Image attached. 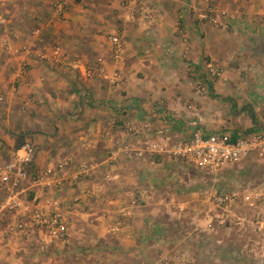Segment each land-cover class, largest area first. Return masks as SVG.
<instances>
[{
    "label": "crops",
    "instance_id": "1",
    "mask_svg": "<svg viewBox=\"0 0 264 264\" xmlns=\"http://www.w3.org/2000/svg\"><path fill=\"white\" fill-rule=\"evenodd\" d=\"M121 1L68 0L56 14L50 0H0V38L11 37L10 52L0 45V166L20 136L37 147L36 166L68 156L93 164L78 181L49 192L71 210L68 242L42 249L34 238L1 239L0 264H159L166 256L176 264H211L209 237L217 236L221 249L232 233L233 242L243 241L241 254L254 237L244 225L232 231L217 218L211 226L208 199L198 210L171 189V173L184 164L143 149L132 156L119 151L115 161L108 156L118 142L143 147L147 129L130 134L125 124L149 123L152 133L174 140L197 128L234 136L263 129L264 1L216 0L226 28L200 19L202 0H152L150 21L129 19ZM117 29L125 40L120 80L83 76L75 59L101 61L112 73L107 36ZM207 61L223 75L212 80L201 72L208 91L200 94L195 74ZM22 63L27 69L20 74ZM236 167L248 176L232 192L264 185L255 153L218 173ZM32 193L49 195L41 186ZM257 210L240 209L246 225ZM255 252L264 248L257 243Z\"/></svg>",
    "mask_w": 264,
    "mask_h": 264
},
{
    "label": "built area",
    "instance_id": "2",
    "mask_svg": "<svg viewBox=\"0 0 264 264\" xmlns=\"http://www.w3.org/2000/svg\"><path fill=\"white\" fill-rule=\"evenodd\" d=\"M56 14L66 10L68 0H50ZM205 8L200 12V19L208 21L217 27H228V21L223 20L222 13L214 5L216 0H202ZM121 4L127 9L128 18L131 20L150 21L155 18L156 11L152 0H122ZM188 4V3H187ZM1 19V18H0ZM4 20V19H3ZM110 43V62L113 65L112 73L106 71V64L97 61L74 60V66L81 69L82 75L87 78H109L111 83L120 80L119 64L123 59L125 40L122 29L110 32L107 36ZM1 47L11 50V37L4 35L0 38ZM54 53L61 55V48L56 46ZM207 74L211 78H219L222 70L212 61L206 62ZM21 73L27 69L25 63L21 64ZM196 91L200 94L208 91L203 82H197ZM2 99V94H0ZM264 118V111L262 113ZM127 132L139 134L143 129L147 133L142 142V148L135 149L130 144L118 142L109 153V160L115 161L119 151L126 152L129 156L133 152L147 150L172 159H178L194 165L207 173L215 174L223 168L246 159L255 153L264 164V128L261 130L234 136L228 130L204 132L200 128L192 131L190 136L174 140L167 132L150 131V124H125ZM35 144L25 140L15 148L13 155L0 166V240L33 239L42 249H47L53 244L67 243L71 210L64 205L58 197L49 192L56 191L64 185L78 181L92 169L90 159L74 163L71 156L65 157L54 164L36 166L31 170V161L35 151ZM111 175L107 173L105 179ZM35 186L49 193L41 197L33 194ZM208 202L215 214L210 218V225H214L217 218L219 223H234L244 225L254 237L249 236L245 247L248 252H253L257 263L264 264V253L258 256L255 252L257 243L264 248V185L259 188L245 190L244 192H212L208 195ZM243 206L261 208L256 211L250 224L246 225V216L241 213ZM160 264H176L174 260L164 259Z\"/></svg>",
    "mask_w": 264,
    "mask_h": 264
},
{
    "label": "rangeland",
    "instance_id": "3",
    "mask_svg": "<svg viewBox=\"0 0 264 264\" xmlns=\"http://www.w3.org/2000/svg\"><path fill=\"white\" fill-rule=\"evenodd\" d=\"M230 1H232L230 5H233L234 2L237 3V2L243 1V4H245L246 3L245 1H250V0H224L223 3L227 2V4H228ZM212 62H214V61H212ZM214 63L223 72L224 69H222L218 63H216V62H214ZM203 71L206 73V75L210 79H212V80L217 79V78H211L210 75L207 74V68L205 66V68H203L197 74H195V78H197L196 84H197V82H203L202 78H201ZM196 84H195V86H196ZM204 93H207V91H205ZM204 93H202V94H204ZM174 160L179 162V163H182L184 165L181 166L180 169L176 173H173V174L171 173V175H172V180L170 181L171 182V184H170L171 189L176 188L178 190L179 194L183 195L184 197L187 196V198L192 199L191 205H194V207H196L198 210L200 207H203L202 203L205 204V201H206V199H208V195L210 193L215 192V191L232 192L235 188V181L243 180V179L245 180V178H247V176H248V174H247V176L245 177L246 174H243L242 170H240L239 168L236 167L234 169L231 168L230 172L227 173V175H229V176L225 175V176H227V178H225V176H223L224 173L223 174H221V173H215V174L207 173L205 171L198 169L194 165H191V164L186 163L184 161H181L178 159L177 160L174 159ZM169 186H165V187L163 186L164 187L163 190L164 189H165L164 191L168 190ZM215 226L217 227L218 225H215ZM226 227L231 228L232 231H234L235 224L234 223H231V224L227 223ZM217 238H218L217 236H214L213 238H210V237L208 238V241L211 242L210 248L208 249V252H206L207 256L204 255L208 258L207 260H210L211 264L216 263V261L219 262L218 264H234L238 261H240L242 264H254L253 252H248V250H243V254H241V248H242V242L243 241H240V239H238L236 242H233L234 239H233L232 233L229 237V239L231 238V240H229L227 243H225L226 244L225 246L222 245L224 248L221 247V249H220V246H218V242L216 241ZM206 241H207V239H206ZM201 242H202V240H199L197 243L200 244ZM166 252H168V251H166ZM199 252L201 253L202 251L199 250ZM251 253L253 255H251ZM164 259L170 260L171 258L166 256V257H163V259L161 261H163ZM160 263L161 262L159 261V264ZM155 264H158V263H155Z\"/></svg>",
    "mask_w": 264,
    "mask_h": 264
},
{
    "label": "trees",
    "instance_id": "4",
    "mask_svg": "<svg viewBox=\"0 0 264 264\" xmlns=\"http://www.w3.org/2000/svg\"><path fill=\"white\" fill-rule=\"evenodd\" d=\"M26 139L24 138V136H20L16 142V145L15 147H18L21 143H23ZM37 152H38V149L37 147H35V151H34V154H33V159L31 161V170H34L36 165H35V159H36V156H37Z\"/></svg>",
    "mask_w": 264,
    "mask_h": 264
}]
</instances>
